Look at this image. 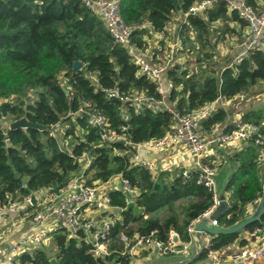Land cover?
<instances>
[{
	"label": "trees",
	"instance_id": "1",
	"mask_svg": "<svg viewBox=\"0 0 264 264\" xmlns=\"http://www.w3.org/2000/svg\"><path fill=\"white\" fill-rule=\"evenodd\" d=\"M201 1L121 0L119 5L125 23L150 28L134 30L130 43L136 49L145 47L151 34H164L181 16L177 26L180 52L195 51L197 68L189 71L174 64L165 73L173 85L168 94L169 104H174L175 113L180 115L219 98L230 100L249 94L264 82V37L261 47L248 51L246 57L218 72L216 45L227 34H237L231 23L240 28L247 23L236 12L228 11L223 0H217L202 13H189ZM247 3L258 8L256 0ZM76 61L81 63L80 69L73 68ZM157 86L140 73L128 49L113 41L104 21L85 6L84 0H0V96H17L23 90L34 93L29 102L0 104V119L9 117L13 122L25 117L40 127L9 130L0 126V204L9 198L19 201L40 190L54 188L78 175L83 169L80 158L84 154L89 159L83 170L86 184L106 183L120 175L138 192L134 201L139 211L126 209L121 191L108 194L111 205L121 210L122 217L110 229L109 256L95 258L82 231L73 238L59 229L49 235L55 247V264H130V259L121 255V233L144 236L155 232L156 239L165 243L173 230L181 241L188 242L187 227L213 205L211 193L195 183V173L170 180L168 172H161L154 179L148 171L130 162L125 151L131 146L104 141L100 130L88 124L87 109L82 102L106 117L111 133L125 135L132 144L164 137L174 122L168 106L151 103L137 110L134 102H122L105 92L117 88L124 97L133 98L138 93L161 100ZM226 115L222 108H215L201 120L200 128L208 132L223 123ZM261 118V113L242 116L244 121L254 124H260ZM58 125L62 126V135L54 134L53 128ZM231 129L229 123L223 132ZM261 134L264 135V126ZM233 156L236 168L225 186L228 207L217 214L221 227L243 221L247 205L254 204L263 193L258 149L249 143ZM189 199L190 203L177 209L178 202ZM263 225L264 212L259 221L239 232L212 236L210 247L203 249L196 262L204 260L208 250L219 251L233 244L242 231ZM239 243L244 246L247 241L241 239ZM18 260L19 264H52L44 245L22 253Z\"/></svg>",
	"mask_w": 264,
	"mask_h": 264
},
{
	"label": "built area",
	"instance_id": "2",
	"mask_svg": "<svg viewBox=\"0 0 264 264\" xmlns=\"http://www.w3.org/2000/svg\"><path fill=\"white\" fill-rule=\"evenodd\" d=\"M121 0H84L85 6L101 17L105 27L112 37L113 41L125 46L132 61L139 68L140 73L146 74L151 80L157 83V93L161 95V100L152 97H146L141 94H134L132 97H124L118 93L117 88L111 91H105L109 97H116L122 102H134L136 109L154 103L158 106L165 105L167 89H172V85L168 82L167 87L164 86L165 68L154 65L150 61V46L147 44L142 49H136L130 43L131 35L134 30L145 25H130L121 18L119 5ZM217 0H202L189 9L191 14H199L204 10L213 6ZM228 11H234L239 18L247 23V33L243 36L238 47L244 50V53L237 59L240 61L247 56L248 51L257 49L262 46L264 37V8H253L247 3V0H223ZM150 29L149 27H146ZM218 100V99H217ZM211 104V103H210ZM82 106L86 110L88 124L100 130V137L108 142H124V145L131 146L125 151L130 162L138 167L148 171L151 175L158 169V164L153 160H146L140 156L142 151L162 152L173 148H184L193 158L196 168L195 183L203 186L211 193L213 205L199 219L194 220L186 229L190 239L188 242L178 244L173 240L169 233L168 240L164 243L156 239L155 232L148 235L134 234L128 236L126 233L119 235V243L123 246L122 256L130 259V264L141 253L147 252L155 256H188L190 245L192 243V235L195 233V226L202 218H209V214L213 213L221 200L216 193V175L217 164H214L210 157L215 155L214 148H228L241 144H253L259 151L264 153V135L258 125L244 121L241 117L234 119L231 125V131L228 133L220 132L214 134L210 132L207 136L198 132L201 120L206 118L213 108H201L184 115H180L170 110L174 115L173 126L170 131L162 138L151 140L144 143L132 144L125 135H117L108 130V122L104 115L93 109L90 104L82 102ZM167 107V105H165ZM80 110L81 112L84 111ZM126 128H122V131ZM65 149L70 152L66 146ZM260 157V156H259ZM80 161L83 165L82 171L78 175L69 178L66 184L57 192L53 189L48 190L41 197H36L34 205H32V195L24 196L19 201H12L10 198L4 204H0V220H13L18 216L20 211H26L30 207H39L37 211L31 214L29 218L30 228L22 232L19 241L10 242L7 247L5 259L0 264H19L18 257L25 252H30L36 247H40L46 243L51 232L46 223H53L55 230H64L69 236L76 238L78 232L82 231L85 241L91 245L90 252L95 258L104 259L109 256L112 251L109 249L110 229L116 221H121V210L111 205L109 195L100 189L96 184L88 185L83 178V170L88 166L89 161L84 154ZM166 166L163 167V169ZM167 168L164 169L167 170ZM191 173L184 169L180 173V177L188 178ZM108 182V181H107ZM63 183V182H62ZM119 191L125 196L126 209L129 204H135L134 194L136 190L131 189L128 181L123 179L119 185ZM256 204V202H254ZM118 211V216L112 217L110 220L97 222L90 216L93 211L100 217L104 213L108 214ZM124 210V209H122ZM27 213V212H26ZM105 214V215H106ZM121 217V218H120ZM12 221V220H11ZM212 228H220L216 219L209 220ZM175 233V232H174ZM203 241V248L210 247V238L206 233ZM264 236V225L261 228H255L252 231H242L240 239H245L247 243L239 246L235 251L226 253L225 248L214 251L208 250L206 258L196 264H259L264 261V239L258 243L250 244V241L256 237ZM4 238L0 236V246Z\"/></svg>",
	"mask_w": 264,
	"mask_h": 264
},
{
	"label": "crops",
	"instance_id": "3",
	"mask_svg": "<svg viewBox=\"0 0 264 264\" xmlns=\"http://www.w3.org/2000/svg\"><path fill=\"white\" fill-rule=\"evenodd\" d=\"M258 8L257 9H261L263 8L262 5L258 4ZM181 18V16H180ZM180 21V20H179ZM179 21H173L169 26H171L170 28H173L175 26H178ZM230 27L234 28L236 33L238 32L239 35V39L237 38V34L236 35H232L233 37V41L234 39L241 40L243 38V36L247 33V28H240L239 26L233 27L230 24ZM169 28V30H170ZM173 32V31H171ZM158 33H154V35H157ZM227 36V35H226ZM225 36V39H226ZM156 37L153 35H150L146 40H147V44L151 45L150 46V52H152V55L150 56V61L152 63H155L156 65H159L160 67L165 68V73L167 72V69L173 67V65H182L183 62L185 61L182 57V55H177V61L174 58V54L172 53L173 51V47L172 46H178L177 50H181V42L180 39L178 37V32L176 29V42L174 45H170L168 44L167 39H155ZM165 41L168 45H159L158 43L161 41ZM225 42H227L225 40ZM222 43V42H220ZM170 47L172 48V50L170 51ZM223 54L225 53L226 57L223 56L220 53V58H219V64H220V71H222L225 67H231L233 66L235 63L238 62V58L244 53V50L240 47H238V44L236 45L235 43L229 42V45L226 47V49H223L221 51ZM215 53L217 54V52L215 51ZM180 54H184L181 53ZM228 55V56H227ZM164 58L165 60H162V62H159V59ZM164 86L167 87V83L169 82L172 85V82L169 80V78H166V74L164 76ZM261 85H264V82H260L258 85H256L253 89L256 90L258 87H260ZM173 88V85H172ZM261 92H254L253 90H251V92L249 94H246V96L244 97L243 100H245L244 102H239V99L237 97H234L233 99L230 100H223L221 98H219L218 100H216L215 102L208 104L205 108H213V110L215 108H222L223 110H225V112L227 113V117L226 120L221 123L216 125L214 128L210 129L208 132H203L201 128L198 129V132H200L202 135L207 136L208 134H210V132H214V134H219L220 132H223L224 128L226 127L227 124L231 123L234 119L241 117L243 115L249 114H255V113H261V119H260V124H256L260 127L264 126V91ZM258 93H261V95H258ZM168 94H169V89H167V93H166V98H165V105L168 106V108L172 111L175 112V106L174 104H169L168 101ZM247 144H241V145H235V146H231L228 148L222 147V148H214L215 149V155L210 157V160L214 163L217 164L218 168H217V175L223 171V169L225 168L226 165H230L233 166V169L229 171V174L227 175V177H230V175L232 174V172L234 171V169L236 168V163L233 162V155L238 152L243 146H245ZM259 156H258V161L261 163L260 165L264 167V153L259 151ZM140 156L143 159L146 160H153L156 161L158 164V169L153 173V178L156 179L159 175V173L161 172H168L169 176L167 179H172L174 177H177L180 175L181 171H183L184 169L188 170L190 173H194L196 171V168L194 166L193 163V158L189 155V153L184 149V148H173V149H168L166 151H162V152H147V151H142L140 153ZM89 161V159H88ZM82 164V163H81ZM84 164H82L83 166ZM166 166L165 168L168 169L164 171L163 167ZM264 169V168H263ZM264 172V170H263ZM262 173V172H261ZM261 176V175H260ZM229 179V178H228ZM122 180V177L119 176H115L112 179H110L108 182L106 183H96L97 186L100 187V189H102L104 192H106L107 194H109L112 191L118 190L119 189V185L120 182ZM228 181V180H227ZM227 184V183H226ZM226 186V185H225ZM41 191H47V190H41ZM41 191L34 193V195L32 196H36L38 195V197H41V195H39L41 193ZM43 195L45 193H42ZM135 195L138 194L137 191L134 192ZM228 193H226V197L223 199L227 204H228ZM258 201H256V204H249L246 207V216H249L252 211H254V208L257 206ZM39 207H35V209L31 210L29 213L33 214L35 211L38 210ZM25 214H28L25 213ZM119 212L118 211H113L110 212L106 215L103 214L102 217H100L99 215H96L95 212H91L90 216L93 217V219L97 222L100 221H106V220H110L112 219V217L118 216ZM210 215V214H209ZM120 216V214H119ZM121 218V217H120ZM11 220H13L12 217H10L8 220L3 219L0 220V228L4 225H6L7 222H11ZM217 220V218H216ZM51 222V221H50ZM46 223L47 227L49 229V232H54L53 230H55L53 223ZM27 224V225H26ZM24 226L21 228L20 234L21 232H25L26 230H28L30 228V222H27ZM50 233V234H51ZM170 235H172L173 240L174 237H177V242L178 244H182L183 242L186 241H181L180 236L175 232H172ZM240 238V237H239ZM205 239V235L202 236V242ZM262 239H264L263 235H260L258 237H256L254 240L250 241V244H256L259 241H261ZM240 240L238 239L236 240L233 244L229 245L228 247L225 248V252L229 253V252H233L235 251L239 246H240ZM48 241V240H47ZM46 241V242H47ZM10 241L6 240L3 241L1 246H0V262L4 261L5 259V254H6V250L7 247L9 246ZM46 244V243H45ZM44 247L47 246V244ZM192 245V243H191ZM190 245V248H191ZM43 246V245H42ZM191 252H193V249L190 250L189 249V255L191 254ZM188 256H168V257H160V256H155L153 253L149 254L147 252L141 253L140 255H138L135 259H133L131 261V264H159V261H165L166 258H171L170 260L166 261L168 263L171 262H175L177 260V258H186L189 257ZM173 259V260H172ZM264 262V261H262ZM261 262V263H262ZM160 264H165V262H161Z\"/></svg>",
	"mask_w": 264,
	"mask_h": 264
},
{
	"label": "rangeland",
	"instance_id": "4",
	"mask_svg": "<svg viewBox=\"0 0 264 264\" xmlns=\"http://www.w3.org/2000/svg\"><path fill=\"white\" fill-rule=\"evenodd\" d=\"M256 3L262 5V7L264 8V0H256ZM181 18L180 16L178 18L175 19V21H179ZM231 26L236 27L239 26L236 23H231ZM171 26L167 27V30L164 34H151L153 36H155L156 40L158 39H167L168 44L170 45H174L176 42V29L175 26L173 28H170ZM170 28V30H169ZM173 31V32H171ZM238 35V32H237ZM237 38L239 39V35L237 36ZM225 40L227 42H225ZM222 43H218L214 49V52L216 51L217 54L215 53V60H217L219 62V58H220V53L226 57L225 53L223 54L221 51L223 49H226V47L229 45V42L235 43L236 45L240 43L241 40L234 39L233 41V37L230 34H227L226 39H225ZM159 45H168L165 41H161L158 43ZM151 46V45H149ZM173 47V51L172 53L174 54V58L177 61V55H182L181 58H183L185 61L183 62V64L181 65L182 67L187 68L189 71H196L197 65L195 64V57H196V52H188L186 51L184 54H180V50H177L178 46H172ZM170 51L172 50V48L170 47L169 49ZM228 56V55H227ZM162 60H165L164 58L159 59V62H162ZM166 61V60H165ZM220 64H219V68H218V72L220 71ZM254 92H261L264 91V85H261L260 87H258L256 90L252 89ZM261 93H258V95H261ZM246 95H242L237 97L239 99V102H244L245 100L244 97ZM34 97V93L31 90H23L19 95L17 96H11V97H3L0 96V104L4 103V102H18V101H25V102H29L33 99ZM12 123L11 119L9 117H3L0 119V126L3 129H8L10 124ZM54 134H58L60 133V135H62V126H56L53 128ZM69 138L67 139V142L69 143V146L71 147L72 145L70 144ZM261 163L259 162L258 165H260ZM264 167L260 165V170L262 173ZM233 169V166L230 165H226L225 168L223 169V171H221L218 176L216 177L215 180V185H216V193H217V197L222 200L226 197V191H225V185L227 183V180L229 177H227V175L229 174V171ZM262 173L260 175H262ZM261 177V176H260ZM46 190V189H45ZM41 191V190H40ZM39 191V192H40ZM48 191V190H47ZM47 191H41V193L39 195H42V193H45ZM38 196V195H37ZM16 201V200H15ZM192 200H183L177 203V209H180L182 206L190 203ZM260 199L258 200L259 203ZM258 205V204H257ZM35 209V208H34ZM33 210V209H32ZM255 210V208H254ZM31 211V210H30ZM30 211H28V214L22 213V211L19 212L18 216H16V218L14 220H12L11 222H7L6 225H4V227L2 226L0 228V236L2 238H4V240H9L10 242H16L19 241L21 238L20 235V231L21 228L26 226L27 222L29 221V218L31 217V213H29ZM253 213V211H252ZM251 213V214H252ZM164 213H162L161 215H163ZM247 215V213H246ZM248 217V216H246ZM26 224V225H25ZM129 227V226H128ZM22 233V232H21ZM47 246L45 247V250L49 253V256L52 259H55V247L50 239V237H48V241L46 242ZM45 244V245H46ZM170 260V259H169ZM173 260V259H172ZM168 261V260H165ZM259 264H264V262L259 263Z\"/></svg>",
	"mask_w": 264,
	"mask_h": 264
},
{
	"label": "water",
	"instance_id": "5",
	"mask_svg": "<svg viewBox=\"0 0 264 264\" xmlns=\"http://www.w3.org/2000/svg\"><path fill=\"white\" fill-rule=\"evenodd\" d=\"M175 5L177 10L179 9V5L178 3L175 1ZM74 69H80L81 68V63L76 61L73 65ZM28 127H39L37 125H34L30 122L27 121V119L25 117H23L20 120L17 121H13L10 126H9V130L12 129H16V128H28ZM40 128V127H39ZM124 143V142H121ZM7 146H9V141H6ZM69 178L65 179L63 181V183L57 185L53 191L57 192L61 187H63L66 182L68 181ZM261 185L263 188V193L262 196L260 198V201L258 203V205L255 207V210L253 211L252 214H250L248 217H246L243 221L236 223L234 225L228 226V227H220V228H212L209 224V220L212 219H216L217 218V214H220L221 212H223L227 207L228 204L222 199L221 202L219 203V205L215 208V210L213 211V213H211V215H209V218H202L199 223L196 224L195 226V233L192 235V245L190 250L193 249V252H191V254L189 255V257L186 258H177L175 260V262H171L168 263L166 261H159L161 262H165V264H196L197 260L199 259L202 251H203V242H202V236L203 233L208 234L209 236H217V235H227V234H232L235 232H239L241 230H243L246 226L253 224L257 221L260 220V218L262 217V214L264 212V173H262L261 175ZM36 201V198L34 196H32V205H34ZM128 209H133L135 211H139L138 207H136V205L134 204H129L128 205ZM106 213H104L105 215ZM177 240V237H174V241ZM171 258H166L165 260H169ZM55 259L51 260L52 264H55ZM159 263V264H160Z\"/></svg>",
	"mask_w": 264,
	"mask_h": 264
},
{
	"label": "bare ground",
	"instance_id": "6",
	"mask_svg": "<svg viewBox=\"0 0 264 264\" xmlns=\"http://www.w3.org/2000/svg\"><path fill=\"white\" fill-rule=\"evenodd\" d=\"M87 173V172H86Z\"/></svg>",
	"mask_w": 264,
	"mask_h": 264
}]
</instances>
